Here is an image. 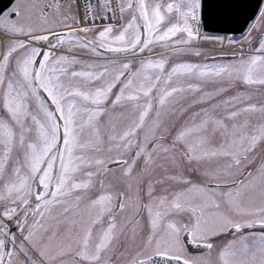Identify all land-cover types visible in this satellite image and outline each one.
I'll use <instances>...</instances> for the list:
<instances>
[{
  "label": "snow or ice",
  "instance_id": "snow-or-ice-1",
  "mask_svg": "<svg viewBox=\"0 0 264 264\" xmlns=\"http://www.w3.org/2000/svg\"><path fill=\"white\" fill-rule=\"evenodd\" d=\"M0 264H264V2L0 9Z\"/></svg>",
  "mask_w": 264,
  "mask_h": 264
},
{
  "label": "water",
  "instance_id": "water-1",
  "mask_svg": "<svg viewBox=\"0 0 264 264\" xmlns=\"http://www.w3.org/2000/svg\"><path fill=\"white\" fill-rule=\"evenodd\" d=\"M10 2H11V0H0V9H2L6 5H8ZM97 23H100V22L98 21ZM229 34L237 35L239 33L237 32V33H229Z\"/></svg>",
  "mask_w": 264,
  "mask_h": 264
},
{
  "label": "flooded vegetation",
  "instance_id": "flooded-vegetation-1",
  "mask_svg": "<svg viewBox=\"0 0 264 264\" xmlns=\"http://www.w3.org/2000/svg\"><path fill=\"white\" fill-rule=\"evenodd\" d=\"M263 2H264V0H263Z\"/></svg>",
  "mask_w": 264,
  "mask_h": 264
}]
</instances>
